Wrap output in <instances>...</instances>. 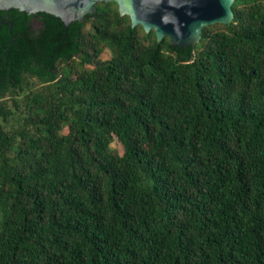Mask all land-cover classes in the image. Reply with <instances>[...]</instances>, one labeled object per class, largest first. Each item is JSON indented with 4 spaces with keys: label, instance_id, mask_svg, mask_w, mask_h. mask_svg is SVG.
<instances>
[{
    "label": "trees",
    "instance_id": "1",
    "mask_svg": "<svg viewBox=\"0 0 264 264\" xmlns=\"http://www.w3.org/2000/svg\"><path fill=\"white\" fill-rule=\"evenodd\" d=\"M232 7L195 46L115 1L69 26L39 12L36 44L10 9L0 264H264V0Z\"/></svg>",
    "mask_w": 264,
    "mask_h": 264
},
{
    "label": "water",
    "instance_id": "2",
    "mask_svg": "<svg viewBox=\"0 0 264 264\" xmlns=\"http://www.w3.org/2000/svg\"><path fill=\"white\" fill-rule=\"evenodd\" d=\"M100 1H115L122 15H129L132 26L155 30L158 41L169 37L179 46L196 45L206 26L234 19L235 0H0V11L16 8L30 13L53 14L69 26L95 14Z\"/></svg>",
    "mask_w": 264,
    "mask_h": 264
},
{
    "label": "flooded vegetation",
    "instance_id": "3",
    "mask_svg": "<svg viewBox=\"0 0 264 264\" xmlns=\"http://www.w3.org/2000/svg\"><path fill=\"white\" fill-rule=\"evenodd\" d=\"M7 12H5L4 14H2L0 12V25L1 26H8L10 25V32H12V28H13V14L10 11V9H6ZM27 12V11H26ZM23 22H26L31 26V36L34 38V41L36 42V44H39L41 42V39L43 38V27L46 26V21L44 20V15L39 14V12L37 13H30L27 12L26 14H23L19 17H17V19H20ZM15 41V39H14ZM76 60L80 61V52H78L76 54ZM33 63H45L42 61H38V60H34ZM50 63H63L61 61H50ZM60 66V65H59ZM32 80L35 83L34 89H39L41 88L43 85L41 83H39V80L36 77H32Z\"/></svg>",
    "mask_w": 264,
    "mask_h": 264
},
{
    "label": "rangeland",
    "instance_id": "4",
    "mask_svg": "<svg viewBox=\"0 0 264 264\" xmlns=\"http://www.w3.org/2000/svg\"><path fill=\"white\" fill-rule=\"evenodd\" d=\"M111 50L110 49H104L101 54H100V57L102 59H109L111 57ZM91 67V66H90ZM66 68V64L65 63H61L60 64V68H59V71L60 73H63L64 72V69ZM114 146H117L119 149H120V146L118 145L117 142H114Z\"/></svg>",
    "mask_w": 264,
    "mask_h": 264
}]
</instances>
